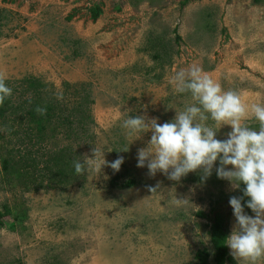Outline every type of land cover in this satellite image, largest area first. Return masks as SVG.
I'll return each mask as SVG.
<instances>
[{
    "label": "rangeland",
    "instance_id": "1",
    "mask_svg": "<svg viewBox=\"0 0 264 264\" xmlns=\"http://www.w3.org/2000/svg\"><path fill=\"white\" fill-rule=\"evenodd\" d=\"M181 1L0 0V71L13 90L0 114V209L8 210L0 264H202L196 250L211 252L209 219L197 212L210 213L236 189L215 168L206 180L199 171L179 182L149 176L137 167V152L151 132L135 139L121 124L130 116L170 122L194 103L169 83L193 64L224 90L264 103V0ZM93 5L101 8L95 19ZM79 97L83 110L75 107ZM48 102L61 111H35ZM230 131L223 126L217 139ZM27 137L38 161L31 180L12 162ZM95 145L108 162L124 157L118 172L105 165L98 176L74 171L56 182L43 169L57 153L70 157L73 170ZM9 152L10 172L2 167ZM226 213L229 236V203ZM230 252L225 264H238ZM205 264H215L211 254Z\"/></svg>",
    "mask_w": 264,
    "mask_h": 264
},
{
    "label": "clouds",
    "instance_id": "2",
    "mask_svg": "<svg viewBox=\"0 0 264 264\" xmlns=\"http://www.w3.org/2000/svg\"><path fill=\"white\" fill-rule=\"evenodd\" d=\"M7 79L6 72L0 71V107L12 96ZM169 83L176 93H190L194 103L182 111L176 109L175 118L163 124L146 116H130L122 121L121 127L129 137L137 139L140 133L151 132L147 147L138 149L137 167L146 166L149 176L160 172L177 182L198 171L206 180L215 168L218 178L229 181L231 189H239L243 184V196L229 199L235 225L225 244L238 264H264V103H249L237 91L224 90L196 64L174 71ZM56 98L63 96L58 92ZM35 111L45 115L47 110L37 106ZM250 121L258 127H253ZM225 125L231 126L228 138L217 139V132ZM92 153L83 162L74 161L77 174L83 175L87 170L98 176L105 165L118 172L124 162L123 156L106 161L105 152L98 145ZM155 190L150 187L151 192ZM244 197L249 198L247 207L254 216L245 212Z\"/></svg>",
    "mask_w": 264,
    "mask_h": 264
},
{
    "label": "trees",
    "instance_id": "3",
    "mask_svg": "<svg viewBox=\"0 0 264 264\" xmlns=\"http://www.w3.org/2000/svg\"><path fill=\"white\" fill-rule=\"evenodd\" d=\"M187 1L189 0H182L181 2L183 4L184 2H187ZM254 1L259 2L261 0H254ZM90 11H91V17L95 19L101 13V8L99 5H93L91 6ZM84 103H86V101L82 99L81 97H79V100L75 101V107L79 106L81 107V110H83L82 106ZM57 104L58 103L48 102L46 106L47 111L54 110L55 108L56 110L59 109L61 111L60 107ZM7 106H8V100H6L4 105L0 107V114H2L4 108ZM78 120L79 122L82 121L81 119H78ZM27 139L29 140L28 143H24V140L20 142L22 146H20L19 149H17V153L14 154L17 157L16 159H13L12 162L16 164V168L20 167L19 168L21 172L20 174L28 175L29 180H31L32 177L34 178V171L37 169L36 166H37L38 161H36L35 157L32 155L34 153L33 151L34 141L30 137L29 138L27 137ZM11 152H9L8 156L2 159V167L6 171L8 170L9 163H11V155H10ZM60 156L62 157V154L57 155L56 153V155L54 156L52 160L45 159L43 169L46 171L47 174L56 176L57 177L56 182L57 181L66 182L69 179L68 172L70 173L74 172L75 168L71 170L70 168L67 167L71 161L69 156L65 157V155H63V158L61 159H60ZM55 163L59 165L61 164V166H58L54 169L53 166ZM40 172H43V171H40ZM43 176H44V173L40 177L42 178ZM130 182L132 181H127V183H130ZM41 185H42L41 181H38V183L34 185L33 188H38ZM244 187L245 186L241 184V187L239 189H236V191H234L232 194H229L226 197L228 198L227 202L226 200L224 201V199L217 200L215 204L210 208V213H205L203 211L197 212V214H199L200 216L208 217L209 219L208 233H209V241L212 247L211 252L206 247L199 248L196 250L195 257L197 258L199 263H202V264L207 263L210 254L212 255V259L215 264H225L226 261L229 260L230 255L228 253V246L225 244L226 242L225 240L228 237V227H227V221H226V214H227L226 206L229 203L230 197L243 196L242 189ZM248 199H249L248 197H244L242 201V203L245 205V210L250 209L247 207ZM7 211L8 210L2 211L0 209V225L4 224V216ZM16 264H21V263L18 262Z\"/></svg>",
    "mask_w": 264,
    "mask_h": 264
}]
</instances>
